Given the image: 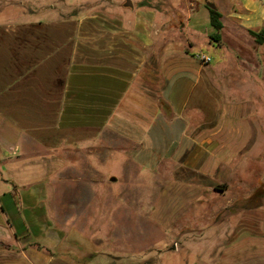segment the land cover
Listing matches in <instances>:
<instances>
[{
  "label": "crops",
  "instance_id": "0c3cea01",
  "mask_svg": "<svg viewBox=\"0 0 264 264\" xmlns=\"http://www.w3.org/2000/svg\"><path fill=\"white\" fill-rule=\"evenodd\" d=\"M59 1L0 0L17 12L0 21V145L43 164L33 182L0 177V247L21 257L4 264H82L55 215L71 186L57 165L106 150L122 172L168 174V221L181 210L182 248L206 254L193 264H264V42L250 33L264 0H235L218 43L204 32L215 55L158 0L82 15Z\"/></svg>",
  "mask_w": 264,
  "mask_h": 264
},
{
  "label": "rangeland",
  "instance_id": "374dc122",
  "mask_svg": "<svg viewBox=\"0 0 264 264\" xmlns=\"http://www.w3.org/2000/svg\"><path fill=\"white\" fill-rule=\"evenodd\" d=\"M63 1L82 5L80 14H76L82 15L91 12L93 8H117L118 3L124 0L59 2ZM132 1L137 3L138 0ZM143 2L146 3L145 0ZM157 2L158 7L169 12L170 18L182 17L187 20L190 16L193 24L201 30V33L191 36L195 50L202 49L213 55L221 50L214 47L209 49L205 44L204 32L214 30L209 20L208 3L218 6L219 11L225 15L226 24L230 13V16H235V10L232 9L235 0ZM13 13L17 14L10 10L0 12V21L7 20ZM45 14L40 12L38 15L46 17ZM177 38L181 40V36ZM8 149L0 145V177L19 182H33L40 178L43 164L39 163L38 155H31L32 152H25L21 148L13 154ZM67 159L63 164L58 163L57 168L64 169L59 175V181L68 182L71 186L57 190V204L53 207L58 221L68 229V242L77 249L73 257L82 264H193L204 260L206 254L202 256L182 248L181 210L175 216L180 221H168L166 205L170 195L165 188L168 174H132L131 170L122 172L128 161L122 164V159L115 151L106 150L104 155L92 156L76 154ZM89 161L93 170L89 168ZM71 165L74 167L68 169L67 166ZM77 185L81 186L77 188ZM173 197L181 201L177 207L182 209L183 198ZM175 223L179 227H175ZM178 244L180 249L173 250L172 246ZM18 252L20 250L15 247L8 249L1 246L0 264L21 260Z\"/></svg>",
  "mask_w": 264,
  "mask_h": 264
},
{
  "label": "trees",
  "instance_id": "16d2710c",
  "mask_svg": "<svg viewBox=\"0 0 264 264\" xmlns=\"http://www.w3.org/2000/svg\"><path fill=\"white\" fill-rule=\"evenodd\" d=\"M208 8L210 10L211 24L213 25V27L216 30V32L211 35V39L216 41V42H218L221 39L220 31L224 27V24H223V21H222L223 14L219 11L218 8L217 9H212L210 7H208ZM250 32L256 37V40L259 43H263L264 42V34H263V32H257V31H254V30H250Z\"/></svg>",
  "mask_w": 264,
  "mask_h": 264
},
{
  "label": "built area",
  "instance_id": "2783aa9c",
  "mask_svg": "<svg viewBox=\"0 0 264 264\" xmlns=\"http://www.w3.org/2000/svg\"><path fill=\"white\" fill-rule=\"evenodd\" d=\"M200 59L202 60V62H204V63H209V62H211L212 61V57L211 56H209V55H207V54H200Z\"/></svg>",
  "mask_w": 264,
  "mask_h": 264
},
{
  "label": "water",
  "instance_id": "95a60500",
  "mask_svg": "<svg viewBox=\"0 0 264 264\" xmlns=\"http://www.w3.org/2000/svg\"><path fill=\"white\" fill-rule=\"evenodd\" d=\"M126 5H128V6H132V5H133V3H132V1H131V0H127V3H126ZM208 6H209L210 8H212V9H217V6H216V4H215V3H211V2H209V3H208Z\"/></svg>",
  "mask_w": 264,
  "mask_h": 264
}]
</instances>
